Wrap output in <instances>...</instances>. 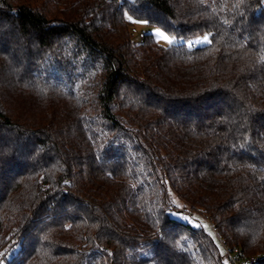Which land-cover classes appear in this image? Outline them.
I'll use <instances>...</instances> for the list:
<instances>
[{
    "label": "trees",
    "instance_id": "trees-1",
    "mask_svg": "<svg viewBox=\"0 0 264 264\" xmlns=\"http://www.w3.org/2000/svg\"><path fill=\"white\" fill-rule=\"evenodd\" d=\"M223 245L264 254V0H0V264Z\"/></svg>",
    "mask_w": 264,
    "mask_h": 264
},
{
    "label": "rangeland",
    "instance_id": "rangeland-1",
    "mask_svg": "<svg viewBox=\"0 0 264 264\" xmlns=\"http://www.w3.org/2000/svg\"><path fill=\"white\" fill-rule=\"evenodd\" d=\"M132 28L136 29L139 33L144 32V33L152 34L154 39H155V41H156V43L158 45H160V46L168 47V46H170V45L175 43L174 40H172V38L167 33H165L164 31H162L159 28L148 27V26L142 25V24H137V25L133 26ZM158 33H163V35L167 36L168 39L172 41V43H169L168 40L163 39V37L161 35H159ZM139 38L141 39V37H139ZM134 41L135 42L138 41L136 36L134 38ZM208 42H209L208 36L206 34H204V35H202V36H200V37H198V38H196L194 40L188 41L187 42V46L201 47V46L206 45ZM199 220H200V223L202 222L203 224H205V222H203V221H207V219H205V218L202 219V217ZM191 224L193 226H197V224H195L194 222H192ZM222 248L224 249L225 245H223ZM261 255L264 256V254H261Z\"/></svg>",
    "mask_w": 264,
    "mask_h": 264
},
{
    "label": "built area",
    "instance_id": "built-area-1",
    "mask_svg": "<svg viewBox=\"0 0 264 264\" xmlns=\"http://www.w3.org/2000/svg\"><path fill=\"white\" fill-rule=\"evenodd\" d=\"M132 32L141 38L143 37V34L139 33L134 28H132ZM224 249L228 254V259L231 264H260V262L264 259V256L261 254L246 256L240 250H234L230 252L226 247Z\"/></svg>",
    "mask_w": 264,
    "mask_h": 264
},
{
    "label": "snow or ice",
    "instance_id": "snow-or-ice-1",
    "mask_svg": "<svg viewBox=\"0 0 264 264\" xmlns=\"http://www.w3.org/2000/svg\"><path fill=\"white\" fill-rule=\"evenodd\" d=\"M158 34L161 35L163 39L168 40L169 43H172V41L169 40L167 36H164L163 33H158Z\"/></svg>",
    "mask_w": 264,
    "mask_h": 264
}]
</instances>
